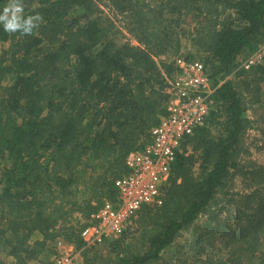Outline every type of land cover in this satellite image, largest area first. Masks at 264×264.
Wrapping results in <instances>:
<instances>
[{"label": "trees", "instance_id": "trees-1", "mask_svg": "<svg viewBox=\"0 0 264 264\" xmlns=\"http://www.w3.org/2000/svg\"><path fill=\"white\" fill-rule=\"evenodd\" d=\"M103 1L21 0L25 19L41 17L31 34L0 24V43L9 44L0 89L2 77H16L0 96V264L41 263L60 239L83 248L92 216L117 200L127 157L168 114L185 39L218 86L216 108L182 142L163 204L138 213V236L107 246L116 264H160L206 217L187 246L192 264H264V216L239 224L237 249L210 251L230 228L215 215L218 196L237 175L264 183V168L240 164L244 134L258 129L248 111L261 103L264 60L252 80L230 78L245 74L235 73L242 55L264 43V0H107L135 43L116 41L122 29L103 15ZM9 2L0 0V14ZM99 255L84 250L83 264H100Z\"/></svg>", "mask_w": 264, "mask_h": 264}, {"label": "built area", "instance_id": "built-area-1", "mask_svg": "<svg viewBox=\"0 0 264 264\" xmlns=\"http://www.w3.org/2000/svg\"><path fill=\"white\" fill-rule=\"evenodd\" d=\"M264 60V43L241 63L249 71ZM178 73L169 90L168 114L151 131L150 141L129 154L128 174L116 181L117 200L106 201L82 231L83 248L64 240L55 244L57 254L50 264H83V251L94 250L121 240L136 226V218L143 207L163 204L166 186L173 163L182 142L199 127H203L216 108L214 95L218 86L210 78L199 59L176 58Z\"/></svg>", "mask_w": 264, "mask_h": 264}, {"label": "rangeland", "instance_id": "rangeland-1", "mask_svg": "<svg viewBox=\"0 0 264 264\" xmlns=\"http://www.w3.org/2000/svg\"><path fill=\"white\" fill-rule=\"evenodd\" d=\"M7 4L8 3H6L4 6L6 7ZM108 7L109 2L107 0L103 1L100 4V9L103 12V15L111 17L116 15L117 17L114 18V20L122 29L116 41L118 43H123L127 41L135 43L132 37L123 28L124 17L121 15H117L116 13L114 14V12L111 11V8ZM192 26L188 25L186 27L191 29ZM8 48V43H0V56L3 55V52ZM183 54L184 56H196L198 57L197 59L201 57L197 53V49L192 46L189 39L183 40ZM252 54L253 52L251 53L249 51L248 53L246 52L245 55H242L241 63ZM239 71H244L245 74L240 75V77L231 76L230 78L234 80L235 83H240L243 80H252L253 76L250 71H246L239 67L235 71V73H238ZM15 81L16 77L14 75H7L2 77L0 96H5L6 90L13 86ZM260 88V94H262L261 103L255 104L248 111V116H250V118H252L253 120L257 121L258 129L248 131L244 134L242 142L245 146L246 154L243 155L240 160L241 166H254L256 167V169L264 168V85H262ZM259 89L257 90L259 91ZM2 168L3 165L0 162V170ZM250 179L251 175L246 178L240 175L235 176L231 187L227 189V195L218 196L220 200V205L216 208L215 215L219 216L223 220H226V225L230 226V228L225 232V234H221V238L219 240H215L214 247H210V244L208 245L210 247L211 252L213 251L215 254H221V252H226L225 249L221 251L225 244H227L231 248L237 249L242 243L241 238H243V236H236L239 234L238 230H236L239 229V224L242 222V226L247 227V221L264 216V183L255 186L253 185L254 183ZM205 220L206 217H203L200 221L195 224V226H193L192 229L184 232L182 236L178 239L176 245H174L170 249H167L163 253L160 264H192V259L189 257V255H187V246L191 242L193 234L195 233V229L200 227V230H202V225L204 224L203 222H205ZM135 229L136 227L134 222V227L129 229L126 235L121 240L127 239V241H129L132 236H138V233H136ZM199 239H202V236ZM205 246H207V244H205ZM93 251H98V253L100 254V264H116L118 261L117 256L111 253L107 244L98 247ZM56 254V246L54 247L53 245L51 254L48 253L44 255L42 257L43 259L41 263L32 262L31 264H50ZM4 258L6 264H12L13 260L11 258Z\"/></svg>", "mask_w": 264, "mask_h": 264}, {"label": "clouds", "instance_id": "clouds-1", "mask_svg": "<svg viewBox=\"0 0 264 264\" xmlns=\"http://www.w3.org/2000/svg\"><path fill=\"white\" fill-rule=\"evenodd\" d=\"M23 4L21 0H10L8 5L3 8L0 14V24L3 25L4 31L15 33L17 31L22 34H31L32 30L37 27L41 20L39 14L28 16L26 19L22 15Z\"/></svg>", "mask_w": 264, "mask_h": 264}]
</instances>
